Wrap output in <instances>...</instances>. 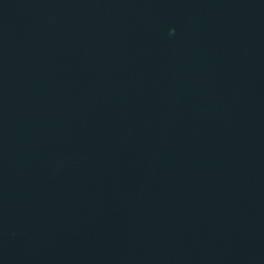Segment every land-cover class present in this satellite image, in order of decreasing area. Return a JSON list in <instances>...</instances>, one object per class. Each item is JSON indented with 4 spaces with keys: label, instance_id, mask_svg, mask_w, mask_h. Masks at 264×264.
<instances>
[{
    "label": "water",
    "instance_id": "95a60500",
    "mask_svg": "<svg viewBox=\"0 0 264 264\" xmlns=\"http://www.w3.org/2000/svg\"><path fill=\"white\" fill-rule=\"evenodd\" d=\"M0 264H264V0H0Z\"/></svg>",
    "mask_w": 264,
    "mask_h": 264
}]
</instances>
